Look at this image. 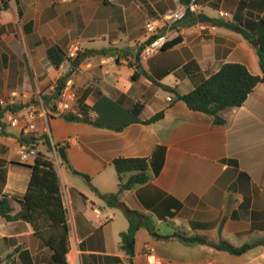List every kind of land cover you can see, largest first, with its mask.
I'll return each mask as SVG.
<instances>
[{"label":"crops","instance_id":"crops-1","mask_svg":"<svg viewBox=\"0 0 264 264\" xmlns=\"http://www.w3.org/2000/svg\"><path fill=\"white\" fill-rule=\"evenodd\" d=\"M188 1L0 0V95L18 93L13 111L40 109L27 137L1 111L0 197L13 199V214L20 210L33 162L20 159V144L27 142L54 163L66 224L64 231L43 219L32 223L0 215V264H128L118 247L128 228L121 203L148 216V226L134 235L133 264H264L263 244L232 253L174 235L182 227L234 246L264 240V82L242 104L223 108L221 123L164 87L190 92L227 62L260 75L251 42L215 22L248 31L264 19V0H200L199 12L210 21L184 18L160 25L158 34H171L172 44L137 60L148 37L144 23ZM75 39L79 64L56 65L48 50L64 54ZM108 54L125 60L101 63ZM69 74L84 113L74 120L51 114V100L44 99ZM158 112L161 118L145 122ZM55 144L64 145L66 161ZM119 157L146 159L149 178L123 189L120 203L112 206L94 189L118 191L112 161ZM49 241L63 260L54 257Z\"/></svg>","mask_w":264,"mask_h":264},{"label":"trees","instance_id":"trees-1","mask_svg":"<svg viewBox=\"0 0 264 264\" xmlns=\"http://www.w3.org/2000/svg\"><path fill=\"white\" fill-rule=\"evenodd\" d=\"M184 18L189 22H196V16L193 14H187ZM215 23L223 24L227 28L241 33L249 42L253 40L256 42L254 49L258 57L261 74L255 75L250 73L245 65L241 63L227 62L218 71L197 84L190 92L181 93L179 90L164 87L173 92L177 99L183 100L188 108L212 115L216 123H221L223 119L219 113L223 108L242 104L254 86L258 82H264V19L257 20L248 31L240 26L227 22ZM150 40L148 38L140 45L137 60L139 59L142 48ZM171 44L172 42H169L165 46ZM47 53L56 65L60 64L64 58V54L55 47L50 48ZM64 80L65 77L58 79L55 90L49 96L44 97L45 102L51 100L52 105L50 110L53 109L54 101L58 97ZM138 109V107H135V110ZM1 111H4V109H0V116ZM162 114V112H158L145 122L157 120L161 118ZM64 117L68 120L77 119L73 115L65 114ZM45 141L48 149L51 150L53 146H51L48 140L45 139ZM58 146L59 144L54 145L56 148ZM112 164L118 177V191L116 193H100L96 189L94 191L107 204L116 206L120 203L119 193L123 190L122 186L127 184L126 189H129L146 182L149 178V167L146 159L143 158L119 157L113 159ZM29 166L31 174L28 186L23 197L18 200L21 206L20 210L13 214V208L11 206L13 199L2 195L0 197V215L6 220L24 219L32 223L35 220L43 219L50 222L53 226L66 231L59 178L53 161L37 155L33 158V162ZM120 207L128 220V228L120 233L118 247L128 255V264H133L130 257L134 250V235L139 227L148 226V216L128 208L123 203H121ZM176 230L178 237L186 243H202L232 253H241L257 244L264 245V240H256L254 242L244 243L241 246H234L223 238L215 241L208 239L202 234L189 233L182 227H176ZM49 242L54 250V257L59 261L63 260L64 253H61L57 245L51 241Z\"/></svg>","mask_w":264,"mask_h":264},{"label":"built area","instance_id":"built-area-1","mask_svg":"<svg viewBox=\"0 0 264 264\" xmlns=\"http://www.w3.org/2000/svg\"><path fill=\"white\" fill-rule=\"evenodd\" d=\"M200 0H189L185 4H180L176 9L168 10L164 12L159 17L148 20L144 23V31L148 36L146 39L151 40L144 45L140 52V57H146L162 47L165 46L167 40L171 37V34L164 33L159 35L158 30L160 25H172L173 23L179 22L187 14L197 15L201 7ZM221 17H227L228 13L225 11L220 12ZM80 52V42L78 40H72L64 53V58L62 61H66L71 64L72 61L78 58ZM125 60L124 57L119 58L116 54L103 55L100 62L105 63L107 61ZM72 68V67H71ZM55 85H52V90L55 89ZM77 87L74 84L73 77L71 74L65 76L64 84L60 89L58 97L54 101L53 109L49 110L51 114H62V115H73L76 118H82L84 113L81 106L76 103L77 100ZM170 100L171 97H168ZM19 100V95L16 91H12L7 96L0 95V109L5 110V120L10 127H19L21 134L25 137L29 136L34 130V120L37 117L40 109L39 106L32 105L31 108L25 112H16L11 109V106ZM47 114V113H46ZM91 117L88 114V117ZM55 152L57 148L54 147ZM38 155L36 149L27 142H22L20 144V159L22 161L27 160L29 157H36ZM96 214H99V210L94 208ZM125 264V263H119Z\"/></svg>","mask_w":264,"mask_h":264},{"label":"water","instance_id":"water-1","mask_svg":"<svg viewBox=\"0 0 264 264\" xmlns=\"http://www.w3.org/2000/svg\"><path fill=\"white\" fill-rule=\"evenodd\" d=\"M196 18H197V20H198L199 22L210 21V18H209L205 13H203V12H199V13H197ZM251 44L255 47L256 42L253 40V41H251ZM79 62H80V59H79V58H76V59H74V60L72 61V65H73V66H77V65L79 64ZM61 116H62V115H61ZM57 154H58V156H59V158H60L61 160L66 161V154H65L64 147H62V146H58V147H57ZM73 173H77V172H76V171H73ZM82 176H83L85 179L87 178L86 175H82ZM126 187H127V184H124V185L122 186L123 189H126ZM152 235L157 236V237H164V238L168 237V235H160V234H158L157 232H152ZM174 235H178V234H174Z\"/></svg>","mask_w":264,"mask_h":264}]
</instances>
